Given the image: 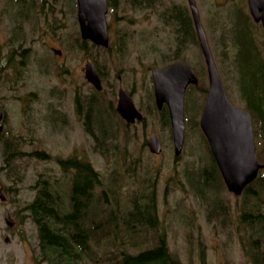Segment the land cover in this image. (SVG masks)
<instances>
[{"label":"rangeland","instance_id":"1","mask_svg":"<svg viewBox=\"0 0 264 264\" xmlns=\"http://www.w3.org/2000/svg\"><path fill=\"white\" fill-rule=\"evenodd\" d=\"M172 2L188 9L187 0H161L149 7L116 0L106 14L109 48L87 41L84 50L78 45L82 39L76 0H46L45 4L36 0L34 13L20 15L14 23L0 0V106L4 111L0 188L7 197L0 199V264H47L40 260L37 229L26 204L34 196V184L43 178L68 202L71 171L56 161L67 157L89 162L103 176L102 184L93 190L86 217L81 219L88 245L77 259L80 264H117L121 244L130 251L153 242L154 237H163L170 253L182 264H253L246 252L253 249V243L264 246V240L253 241L256 237L249 224L246 236L242 217L250 215V207L256 208L262 212L260 223L264 222V181L262 189L252 183L256 197L247 192L233 195L211 167L207 176L203 172L208 150L194 120L205 99L200 86L207 81L198 44L192 42L183 53V59L196 68L200 86L189 89L184 142L178 155H174L169 125L160 122L155 106H149L153 99L150 67L166 64L174 46V35L160 16ZM195 2L229 98L243 106L231 71L233 49L225 40L227 52L223 54L219 24L220 18L228 19L230 10L248 12L247 1ZM26 10L27 6H20L21 13ZM13 27L15 39H11ZM253 29L257 39L264 41V31L257 25ZM259 47L264 51V43ZM86 60L99 70L101 92L83 76ZM118 76L144 115L133 126L124 127L115 110ZM76 95L80 113L75 110ZM90 100L94 103L87 119ZM99 118L105 121L103 126ZM150 133L161 139L162 149L157 154L146 146ZM11 150L16 153H9ZM190 171L193 174L189 175ZM109 187L115 188L116 197H111ZM102 189L110 203L102 201ZM145 191L154 195V226L139 225L140 230H133L127 227L134 219L128 211L133 195ZM116 208L115 218L108 219V211ZM6 210L13 219L12 227L5 222ZM137 231L141 232L130 236Z\"/></svg>","mask_w":264,"mask_h":264},{"label":"trees","instance_id":"2","mask_svg":"<svg viewBox=\"0 0 264 264\" xmlns=\"http://www.w3.org/2000/svg\"><path fill=\"white\" fill-rule=\"evenodd\" d=\"M159 0H130V3L135 7L152 6ZM113 0H108L109 5H114ZM228 18V23L220 19L221 38L223 45L225 40H229V44H233L235 51L232 54V63L238 73L240 97L246 100L245 106L250 110L254 119V135L257 144H261L259 155L264 159V53L259 47L262 40L257 39L256 33L252 29V21L248 12H237L234 9V14ZM165 23H167L174 33V46L170 55V59L182 57L183 50L194 42L196 43V35L193 27L191 16L186 7L180 3L173 2L161 13ZM81 49H87V41L80 40L78 43ZM226 53L225 51H223ZM203 87L201 88V90ZM151 109L154 108L153 99L149 103ZM149 112V111H148ZM162 119L168 121L167 108L163 107L160 111ZM9 153H16V150H11ZM9 156H7L8 162ZM214 162V161H213ZM63 167L73 169L71 179L70 201L73 208L87 211L88 204L91 200L90 189L103 182L101 173L93 169L89 162L69 157L64 160H59ZM189 175L193 174L188 173ZM255 184L262 189L264 181V169L260 171ZM146 186L144 185L143 188ZM111 197H116L115 188L109 187ZM48 187L42 184L39 187L36 199L30 204L31 215L38 225V234L41 247L48 249L51 253L48 256L50 264H80L78 257L86 251L88 243L86 242L87 235L81 234L76 228V216L73 214L75 209L68 212L67 217H61L59 213L60 201L56 197V193L45 192ZM244 192L250 193L253 196H258L255 192L256 188L252 185H247ZM110 193V192H109ZM108 197L105 190H101V199ZM109 198V197H108ZM52 211L53 218H50L48 213ZM109 212L108 218L116 215L119 210ZM132 216L134 225L154 226L156 219L154 195L152 192L145 191L138 195H133L132 207L128 211ZM245 218V217H244ZM249 227L252 230L251 220L248 219ZM248 226V225H247ZM85 229L84 226H82ZM261 228V227H260ZM259 229V227H258ZM72 230L69 237L66 234ZM257 231V229H254ZM86 233V229L84 230ZM260 239L264 240V234L260 232ZM249 235V231L247 235ZM258 237V238H259ZM72 239L74 240L72 242ZM253 249L247 255L251 258L253 264H264V246L260 244L253 245ZM121 251V250H120ZM63 256L67 257V262L63 263ZM117 264H182V262L174 257L168 250L164 239L158 240L157 243L144 246L136 252L121 251L117 258Z\"/></svg>","mask_w":264,"mask_h":264},{"label":"water","instance_id":"3","mask_svg":"<svg viewBox=\"0 0 264 264\" xmlns=\"http://www.w3.org/2000/svg\"><path fill=\"white\" fill-rule=\"evenodd\" d=\"M77 20L83 39H90L102 46L108 45L106 24L107 0H76ZM199 45L201 47L208 73V91L200 116V127L208 139L215 160L221 171L227 188L238 194L246 183L257 174L260 163L255 149L251 116L248 111L237 107L228 99L219 73L212 58L211 50L202 28L194 0H188ZM251 15L260 20L264 27V0H247ZM154 95L158 107L165 102L168 106L172 125L175 154H178L184 136V92L188 83L197 82L192 66L182 60H176L164 67L151 68ZM84 76L96 88H100V79L94 64L87 61ZM117 110L127 122L141 118L128 92L119 87ZM2 111L0 108V118ZM2 123L0 121V131ZM151 151L160 150V141L155 134L148 140Z\"/></svg>","mask_w":264,"mask_h":264},{"label":"flooded vegetation","instance_id":"4","mask_svg":"<svg viewBox=\"0 0 264 264\" xmlns=\"http://www.w3.org/2000/svg\"><path fill=\"white\" fill-rule=\"evenodd\" d=\"M41 2L43 3V4H45V2H46V0H41ZM1 3L3 4V6L4 7H6V9H5V12L10 16V18H11V20H12V22L14 23V22H16V18H18L19 19V14H20V0H1ZM15 32H16V28L15 27H13L12 28V37H11V39H15ZM18 35V34H17ZM13 41V40H12ZM81 71L83 72V68H81ZM241 101L243 102V105H244V107H245V104H246V100H245V98L242 96L241 97ZM74 104H75V110H77V112L78 113H80V107H81V105H80V100H79V95H76V97L74 98ZM118 115V117L120 118V120H121V122H122V120H123V122H124V127H127L128 125H130V126H133L134 124H136V122H138V121H134L133 123H131V124H127L126 122H125V120L119 115V114H117ZM89 118V116L87 117V119ZM122 122V123H123ZM3 123H4V121H3ZM36 191V190H35ZM45 192L49 195L50 194V192H49V190H45ZM6 196V195H5ZM5 196H4V200H5ZM6 199H7V197H6ZM260 215V214H259Z\"/></svg>","mask_w":264,"mask_h":264},{"label":"bare ground","instance_id":"5","mask_svg":"<svg viewBox=\"0 0 264 264\" xmlns=\"http://www.w3.org/2000/svg\"><path fill=\"white\" fill-rule=\"evenodd\" d=\"M112 86V85H111ZM89 100V99H88ZM117 127V126H116Z\"/></svg>","mask_w":264,"mask_h":264}]
</instances>
